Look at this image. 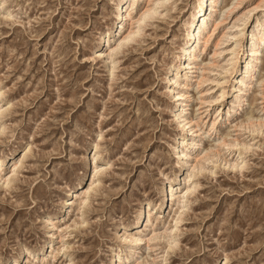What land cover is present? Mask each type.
<instances>
[{"label": "rangeland", "instance_id": "rangeland-1", "mask_svg": "<svg viewBox=\"0 0 264 264\" xmlns=\"http://www.w3.org/2000/svg\"><path fill=\"white\" fill-rule=\"evenodd\" d=\"M211 1L178 69L198 0H0V264H264V0Z\"/></svg>", "mask_w": 264, "mask_h": 264}, {"label": "bare ground", "instance_id": "bare-ground-1", "mask_svg": "<svg viewBox=\"0 0 264 264\" xmlns=\"http://www.w3.org/2000/svg\"><path fill=\"white\" fill-rule=\"evenodd\" d=\"M131 1L132 0H130V1H128V0H119L118 5H119L120 8H122L121 12H123V7H122L123 4L125 3L126 5H128L127 10L124 13H120V15H119L120 16V23H119L120 25H117L118 27L116 28L119 33H122L124 31H126V28L128 26L127 21L132 16V13L129 11V8L131 7ZM209 1H211V0H198L197 9H199V10L196 13L199 14L200 16H202L205 13L204 11H205L206 7L209 6L208 5ZM212 1H213L214 4L216 3V0H212ZM237 6H238V3H233L232 6H230L229 9L233 11ZM214 7L215 6H212V8H214ZM196 13H194L192 15L191 21L189 22L188 27H187L188 29H186L187 30V34H186V37H185L184 42H183L184 45H183V47L181 49V52H180V56H179L180 63L177 66L178 69L181 68L180 66H183L185 69H192L193 68V66H192L193 65V61L196 59L195 51L201 45L202 36L207 31V26H208L207 22H206L207 11H206L205 15L201 17L202 20L199 21V22L197 21ZM247 16H248V19H250L251 12H248ZM132 35H133L132 33H128V36L123 38V41H122L121 45L118 46V48H120L122 45H124L127 42V40L130 39V37ZM257 37H258V39H257L258 41H256L254 43V46H253V48L250 51L251 52V60L248 63L247 71L245 72V76H244L243 79L238 81V85L237 86L234 84L235 86H234V88H232V90L233 89L236 90L237 88L239 89L240 87L242 88V86H246L245 82H247V83L249 82V84H250V82L253 80V78L255 76L258 64L260 62V50L264 46V26L262 27L260 32H258ZM109 56H112V53ZM177 68L173 69V71H172L173 75H178V72H176ZM237 69H238V64L236 63V64L233 65V67L230 70L232 75H234L237 72ZM170 81H174V79H170ZM173 83L174 82H171V84H173ZM246 89L247 88L245 87L244 89H241V90L245 91ZM223 92H224L223 96H226V94H227L226 91L224 90ZM0 98H1V94H0ZM232 115H234V114H230L228 117H231ZM98 156H99L98 146H95L94 150H92L90 152V159H89L90 162H92V165H94L93 166V172H94L93 174H95L94 175V179H96V177H98L100 175V171L97 170L99 168L98 165H97L98 164V160H97ZM93 181L91 182V184L89 186H88V184H86V186L81 189V191H82L81 192V196L83 195V197L81 198L82 199V201H81L82 205H86V203H87V201L84 200V197L86 195H88L90 193V191L93 189V187L95 185V181L94 182ZM173 181H174V179H173ZM7 182H10V180L7 181ZM184 182H185V180H184ZM6 185H7V183H6ZM169 188L172 191L173 185L171 184V182H170V184L168 183L166 185V187L164 186L163 196L162 195L160 196L161 206L164 205L163 203H164L165 199H168V197H169V194H170L169 193ZM194 189H195V186L192 187V184L189 185L188 187H186V190L182 191L181 192L182 195L180 197H178V203L179 204L187 203L188 202V198H189L188 195L189 194L191 195L193 193ZM183 200H184V202H183ZM185 200H186V202H185ZM67 203H68V201H67ZM182 209L183 208L181 207L180 210H182ZM151 212H153V208H151L150 205L144 207V212H143L144 215H145L144 223L146 222V224H147V223L151 222L150 217H149ZM179 213L180 212H178V214H176L177 217H175L174 220L178 221V219H181V216L178 217ZM136 222H137V220H136ZM172 233H173V230H172ZM122 238H123L122 241H124V242L125 241L126 242L129 241L128 243L132 247L130 248V253H129L127 259H124L123 257L122 258L119 257L118 258V263L119 264H121V263L122 264H127V263H130V259H134L135 258L138 247H140V245L142 243L146 242L145 241L146 239L138 238L137 235L128 234L127 232L124 233ZM156 240H157V235L155 234V235H153L152 238H150L148 240V243H153L154 244V242ZM175 241L176 240H173V239L172 240L171 239L167 240V244L165 246L164 254L167 255L170 250L173 251L174 246H175ZM164 261H167V259H164ZM222 262H224V264H228V258H226L223 261H221V263Z\"/></svg>", "mask_w": 264, "mask_h": 264}]
</instances>
